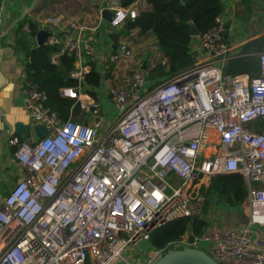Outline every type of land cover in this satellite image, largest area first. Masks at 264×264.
Returning a JSON list of instances; mask_svg holds the SVG:
<instances>
[{"label":"built area","instance_id":"built-area-1","mask_svg":"<svg viewBox=\"0 0 264 264\" xmlns=\"http://www.w3.org/2000/svg\"><path fill=\"white\" fill-rule=\"evenodd\" d=\"M237 1L228 0L231 11ZM103 2L94 27L64 25L60 14L38 24L51 25L47 42L61 45L54 61L59 53L75 56L71 75L79 84L60 93L78 101L88 123L62 120L23 71L31 126L23 139L13 138L19 177L0 197V264H150L162 250L149 247L147 256L143 250L138 263L139 257H124L126 248L147 247L151 231L168 220L202 214L211 177L223 172L242 175L249 223L229 231L212 224L179 241L194 247L208 242L219 264H264L263 240L251 227L264 223V50L257 52L258 74L222 72L230 51L224 8L198 35L196 62L150 86L143 65L159 59L167 66V57L154 42L142 48L143 56L120 39L115 43L110 34L137 8ZM99 27L109 35L97 60L110 108L81 84L98 47L86 32ZM120 62L130 66L125 84L111 72ZM33 124L44 125L46 133L37 134Z\"/></svg>","mask_w":264,"mask_h":264},{"label":"trees","instance_id":"trees-1","mask_svg":"<svg viewBox=\"0 0 264 264\" xmlns=\"http://www.w3.org/2000/svg\"><path fill=\"white\" fill-rule=\"evenodd\" d=\"M117 1L121 6L127 7L139 0ZM144 2L148 7H138L135 16L127 17L122 29L113 31L110 36L115 43L134 30L139 35L149 34L153 37L154 43L167 57L168 64L166 66L158 59L155 66L145 67L148 83L154 86L163 77L183 71L196 62L197 54L191 48L193 38L190 34L191 25H195L199 34L204 33L213 26L224 5L223 0H144ZM25 24L28 25V31L23 28ZM37 30L38 23L33 19L24 17L20 20L13 29L11 44L13 51L23 55L24 71L46 92V104L55 110L62 120L72 117L76 121L88 123L87 113L80 108L78 101L60 93L61 88L76 87L79 84L78 79L71 75L76 68L75 56L59 53L54 61L53 55L59 52L61 45L48 42L34 43ZM261 50H264V33L229 51V56L222 64V72L245 73L249 76L258 74L257 52ZM88 61L90 70L84 74L81 84L84 91L98 99L99 91L103 88V69L99 61L95 59ZM246 194L247 190L240 173L223 172L213 175L206 192L202 214L176 217L154 228L149 235L150 247L163 252L185 234H188L190 240L195 235H201L209 227L208 209L217 199H222L230 205H237L245 200ZM199 247L209 252L204 242H200Z\"/></svg>","mask_w":264,"mask_h":264},{"label":"crops","instance_id":"crops-1","mask_svg":"<svg viewBox=\"0 0 264 264\" xmlns=\"http://www.w3.org/2000/svg\"><path fill=\"white\" fill-rule=\"evenodd\" d=\"M103 0H84L76 5L81 11V17L71 9V4L66 0H1L0 1V197L5 194L19 177L14 151L16 148L13 138L23 139L31 126L29 115L24 108V94L21 85L23 69V55L15 53L11 44L13 43V29L24 17H29L38 24L48 15L60 14L64 25L76 21L86 23L94 27L99 21V12L104 4ZM224 8H227L225 39L229 50H234L245 41L258 37L264 33V0H239L231 6L228 0H223ZM131 7L147 8L144 0H139ZM88 30L87 35H92L97 40L98 59L100 46L109 35L101 29ZM45 29L52 26L46 25ZM104 30V28H103ZM102 31V32H101ZM135 31V30H134ZM151 36V35H150ZM36 39V36H35ZM152 42H154L151 36ZM198 35L193 36L191 48L198 53ZM98 61V60H97ZM116 66H112L114 73ZM99 100L103 105L110 108V102L105 90L99 91ZM114 112L109 111V116ZM21 122L23 129L15 131V124ZM246 187V186H245ZM247 190V189H246ZM250 206L245 200L237 205H230L222 199H217L208 209L210 223L220 231H229L241 224L249 223ZM254 237L263 240L264 249V223L251 225ZM206 248H210L208 242H204ZM258 248V246H254ZM151 249V248H150Z\"/></svg>","mask_w":264,"mask_h":264},{"label":"water","instance_id":"water-1","mask_svg":"<svg viewBox=\"0 0 264 264\" xmlns=\"http://www.w3.org/2000/svg\"><path fill=\"white\" fill-rule=\"evenodd\" d=\"M103 15L108 18L110 12L108 10H104ZM50 34L51 31L48 29H38L36 33L37 43L47 42V38ZM190 34L192 36L199 35V31L195 25H191ZM143 67H146L145 64ZM23 127L24 126L21 122H17L15 124V131L19 132L23 129ZM32 127L39 135H44L46 133V128L42 124H33ZM150 264H219V262H217L205 249L190 246L181 241H177L169 245Z\"/></svg>","mask_w":264,"mask_h":264},{"label":"rangeland","instance_id":"rangeland-1","mask_svg":"<svg viewBox=\"0 0 264 264\" xmlns=\"http://www.w3.org/2000/svg\"><path fill=\"white\" fill-rule=\"evenodd\" d=\"M67 2H69V4H71V9L76 12V15L78 17H81V13H80V9L74 5L75 2L76 3H81L84 0H66ZM120 41L125 42L127 44H129L131 46V48L133 49V51L135 52V54L139 55V56H143L142 53V48L147 45L150 44L152 42L151 36L149 34H145V35H139L136 33V31H132L129 35H126L124 37L119 38ZM115 72L113 73L112 76L115 77V82L117 84H125L127 82V79L130 75V66L124 62H120L116 67ZM150 246L148 245L146 246H128L124 252V257L130 261H132L133 259L139 257L140 260L138 263L142 262V255L141 254L143 252V250L145 251L144 253L146 254V256L148 254H150V252H152V250L149 248ZM136 256V257H135ZM145 256V257H146ZM144 257V258H145ZM143 258V259H144Z\"/></svg>","mask_w":264,"mask_h":264}]
</instances>
